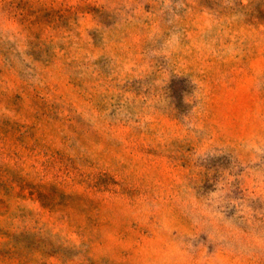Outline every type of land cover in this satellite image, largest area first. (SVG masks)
<instances>
[{
	"label": "rangeland",
	"instance_id": "rangeland-1",
	"mask_svg": "<svg viewBox=\"0 0 264 264\" xmlns=\"http://www.w3.org/2000/svg\"><path fill=\"white\" fill-rule=\"evenodd\" d=\"M0 264H264V0H0Z\"/></svg>",
	"mask_w": 264,
	"mask_h": 264
}]
</instances>
